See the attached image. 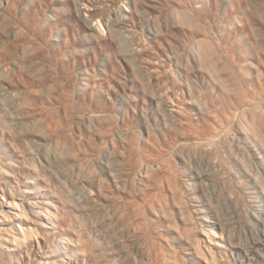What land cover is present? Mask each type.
Wrapping results in <instances>:
<instances>
[{"label": "rangeland", "instance_id": "rangeland-1", "mask_svg": "<svg viewBox=\"0 0 264 264\" xmlns=\"http://www.w3.org/2000/svg\"><path fill=\"white\" fill-rule=\"evenodd\" d=\"M0 264H264V0H0Z\"/></svg>", "mask_w": 264, "mask_h": 264}]
</instances>
